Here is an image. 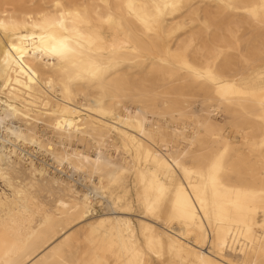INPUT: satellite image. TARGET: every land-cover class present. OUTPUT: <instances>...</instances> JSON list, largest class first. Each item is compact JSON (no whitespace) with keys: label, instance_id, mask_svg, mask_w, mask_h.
Returning <instances> with one entry per match:
<instances>
[{"label":"bare ground","instance_id":"1","mask_svg":"<svg viewBox=\"0 0 264 264\" xmlns=\"http://www.w3.org/2000/svg\"><path fill=\"white\" fill-rule=\"evenodd\" d=\"M0 264H264V0H0Z\"/></svg>","mask_w":264,"mask_h":264},{"label":"rangeland","instance_id":"2","mask_svg":"<svg viewBox=\"0 0 264 264\" xmlns=\"http://www.w3.org/2000/svg\"><path fill=\"white\" fill-rule=\"evenodd\" d=\"M31 151H32V153H33L34 155H37L38 157H40V154L37 153V152H38V148H37V147H35V148L33 147ZM134 220H135V219H134Z\"/></svg>","mask_w":264,"mask_h":264}]
</instances>
